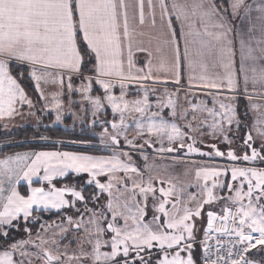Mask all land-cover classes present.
<instances>
[{
    "label": "snow or ice",
    "instance_id": "1",
    "mask_svg": "<svg viewBox=\"0 0 264 264\" xmlns=\"http://www.w3.org/2000/svg\"><path fill=\"white\" fill-rule=\"evenodd\" d=\"M151 6V5H150ZM124 0H0V118L12 117L16 113L17 103H26L32 106V101L27 97L25 89L18 82L9 70L10 62H21L31 67L30 78L35 81V87L39 90L41 82H47L51 77L50 69H57L61 73L67 72L81 77L86 84L82 91L90 92L93 79L95 78L105 92L119 85L121 88L120 97L108 95L107 100L112 105L114 112H119V124L113 122L111 127L116 130V134L110 135V139L115 145L120 144L118 136L127 129L125 125V111L139 113L141 120L135 122L133 127L137 131V137L144 139L147 133L158 138L160 147L157 152L174 153L185 150L187 153H200V148L195 147L197 143L195 136H189V132L197 133V129L202 125L210 130V133L217 139L222 138L226 144H231L228 133L235 125L237 130L242 126L241 113L231 102H220L216 107V101L211 108H202L200 104L191 105L192 112L185 110L183 119L195 121L196 111H206L207 117L200 121L196 127L188 123L185 127L188 131H183L175 122H169L159 115V112L148 115L146 109L150 108L147 93L142 100H136L129 107V102L124 100L125 80H144L151 76L152 68L147 69L145 75H132V31L130 30L129 14ZM139 23H145L143 0L139 4ZM243 8L244 15L240 17L241 22L246 18L249 20L248 32L251 33L255 25L251 23V13L256 11V17L260 21L261 36L256 39L258 49L251 46L253 37L249 36L248 41L244 38L242 30L234 27L232 19H236L238 11ZM161 34L156 39L159 43L170 45L174 57L171 64V71L175 75V83H180L181 56L186 61L190 73L200 70L199 76L189 75V88L192 87L193 80L203 82L205 88L215 89L217 92L222 86H226L229 92L239 91V80L235 71V49L233 46L232 34L238 38L240 48V69L245 72L244 93L247 94L248 83L251 79L253 85L259 83L264 85V68L257 72L253 67L251 77L245 69V61H257L264 59V0L259 3L247 4L245 0H229L228 7L221 3L218 6L217 0H192V2L180 4L172 0L171 9L165 0H160ZM191 17H195L204 23L203 30H197L194 22H189ZM151 23L156 24L155 11L151 13ZM173 18L180 21L179 36L183 41V51H181V39L177 38V29L174 28ZM187 22V31L186 28ZM122 29V33H121ZM211 29V30H210ZM128 39V73L124 71L121 36ZM138 50L148 52L147 48L139 47ZM260 55H255L256 51ZM151 56V52H148ZM95 63L93 64L92 61ZM151 65V60L147 62ZM89 65H92L89 67ZM222 68L223 75L209 74V67ZM163 67V65H162ZM168 70V69H165ZM85 72L94 75H85ZM137 73H144L143 68L136 69ZM22 75V74H21ZM115 78V83L113 79ZM68 88L71 89L72 75L67 77ZM59 82L64 83V76L59 77ZM43 97V92H39ZM229 101L235 97H226ZM117 100L121 103H117ZM94 103L97 107H102L101 98L95 97ZM163 107L171 108V117H177L175 102L169 98ZM247 113H244L246 116ZM59 119V116H57ZM211 119V124H208ZM146 121V122H144ZM257 134L264 141V120L257 121ZM105 134L108 130H104ZM199 135H204L201 130ZM137 137L129 139L124 136L125 143L129 148L138 151L147 161L144 155L145 146H152L150 140H145L144 144L139 143ZM165 139L168 147L164 146ZM185 140H191L185 144ZM135 141V143H134ZM245 147L250 150V155L246 151L243 156H238L234 151L227 153L220 151L216 144L210 147L215 151L217 157H230L232 161L250 162L259 161L264 163V143L260 144V151L254 147V139L249 132L244 141ZM175 145V147H172ZM211 156V153H201ZM34 156V159L30 157ZM126 157L129 161L125 163L120 157ZM15 159L13 165L11 161ZM25 161H29L25 163ZM55 161V163H53ZM173 162H178V157H173ZM148 167V165H145ZM43 168L42 179L47 181L51 187L47 190L44 187L31 188L30 195H21L17 190L22 179L27 180L31 185L32 177L39 175ZM70 171L76 173H89L92 179L86 183L95 184L101 195L90 196L89 200H100L104 193L107 194V203L103 205V211H95L85 208L89 213L87 221H74L72 216H67L66 220L77 232L85 233L84 242L94 246L91 253L84 252L81 248V256L72 257L78 262L82 257L92 256L96 264L101 258L105 264H129L127 258L132 249L139 258V264H150L140 253L145 249L151 250L158 247L163 252V258L156 261V264H202V261L211 259V264H257V262L246 258L245 254L250 249L257 246L264 248V168L259 167H225L198 168L196 170L197 187L200 193L187 195L189 202L195 207H189L183 203L182 197L185 195L184 188L177 187L171 180L164 181L159 177L149 176L145 183L141 170L135 166L132 156L127 151L115 154L113 157H94L69 152H37L32 154H17L15 158L9 157L0 160V264H18L13 259L17 252L21 256L27 255L23 249L26 245L34 242L28 240H12L9 231L6 229L18 228L19 219L27 222L32 216L34 206L43 209H63L65 206L74 207L75 201L66 199L70 194L79 201H85L82 191L76 188H57L52 184L56 177L67 176ZM131 173L139 177V182L133 176L125 175L122 179L117 178L115 173ZM230 172L233 184L218 185L214 179L219 176H226ZM101 174H108L107 184L101 183L96 177ZM212 180L211 186L208 181ZM200 180L204 183L201 185ZM126 181H130L129 183ZM161 185L167 183L168 187H155V182ZM7 183V187H5ZM119 185V186H117ZM227 188L234 192V195L227 197L233 202L235 208L224 207L223 215L209 211L207 213V229L204 232L203 244L204 256L202 258L195 255L197 248V238L195 231V219L201 216L205 204H211L218 197L214 194L217 187ZM157 193L159 199L157 200ZM151 195L154 204V214L152 222H144L147 216L148 198ZM206 196L205 199L198 200L197 196ZM140 196L142 199H137ZM225 199V198H220ZM171 205V210L169 209ZM180 207V205H182ZM78 211V210H77ZM109 213L111 222H108ZM166 217V221L158 223L160 216ZM182 212V214H180ZM118 220H123V226L117 224ZM220 221L221 226L215 227L214 222ZM17 223L14 224L13 222ZM102 221L104 223H102ZM106 225V226H105ZM31 236V229H25ZM105 231H110L111 240H102ZM67 229L61 228V233ZM213 233H219L229 237L227 245L218 238L215 241V258L209 255L210 248L208 241ZM255 234V235H254ZM38 244L35 247L40 249L47 241L37 234ZM53 244L57 242L52 241ZM111 248L110 252H101V246ZM227 251L221 255V251ZM43 255L47 264H62L61 255L54 254L51 250L43 248ZM235 251V257L233 253ZM183 253V255L181 254ZM63 255H67L66 252ZM19 264H23L22 261ZM135 264V261L133 262Z\"/></svg>",
    "mask_w": 264,
    "mask_h": 264
},
{
    "label": "rangeland",
    "instance_id": "2",
    "mask_svg": "<svg viewBox=\"0 0 264 264\" xmlns=\"http://www.w3.org/2000/svg\"><path fill=\"white\" fill-rule=\"evenodd\" d=\"M10 69L11 66H16V67H26L31 68L29 65L21 63V62H10L9 64ZM29 70V69H28ZM56 74H60L63 75L65 77H68L69 75L75 76L74 74H70L67 72L61 73L59 70L55 71ZM59 75V76H60ZM115 80V79H113ZM145 81V80H144ZM148 81V80H147ZM128 82V81H127ZM162 85V84H161ZM160 85V86H161ZM159 86V84L157 85ZM186 88H189L186 86ZM197 90L199 92H203V91H208L210 92L209 94H213L211 96H215L217 97L216 94H225V95H229V96H234V97H242L240 99H243L244 102V112L247 111V115L242 118L241 117V121H242V126H244L245 128L242 130H237L236 127H234L233 129H231L228 133L229 139L231 140V144H226L222 138H215L211 133L210 130L207 128H204L202 125L200 126V128L197 129V133H193V132H189V136H195V139L197 141V143L195 144V147L200 148V153H187L186 149L185 150H181L180 152H174V153H164L161 154L159 152H157V149L160 147V143L158 138H156L155 136H150L149 134H145L144 135V139L140 140L139 137H137V129L135 127H133L132 125L135 124V122L141 120V116L139 113H136L134 111H125L124 114V119H125V125L129 126L127 127V129L125 130V132L121 135L118 136V139L120 140V144L119 145H115L113 144V142L110 139V135L112 134H116V130H114L111 127V124L113 122L119 124L120 122V114L118 113L117 116L115 117V119L113 118L112 114H110L109 119L106 118V116H104L105 114H100L101 112H103L102 108L97 107V105L94 103V99L95 97H97V94H93L91 91L89 94H83V97L79 98L80 103L77 101V108L76 106L74 107L73 104L69 103V104H62V105H58L60 107H58L57 112H56V116L54 114V119L48 123V126H62V127H70V125L66 124L65 119L68 116H71L72 118L74 117V113L76 115L74 117V119H72V122L74 124L78 125H83L84 123L89 124V126H93L95 124H103V122H105L106 120H108L109 122V127H105L104 129L100 130V131H92V134L95 135L97 137L96 141H90L88 140V142H78V141H68V143H76V144H81V145H88L91 147H97L101 150H103V152L99 153V152H83V151H78V150H71V149H67V148H62L61 145L62 143L66 142L65 140H61V139H52L49 137H42L36 140H46V141H50V142H56L58 145L48 149V148H44V149H35V148H15L12 150H7L2 148V150L0 149V160H4L7 159L9 157L15 158L17 154H32V153H37V152H69V153H76V154H81V155H88V156H94V157H113L115 154H118L122 151H127L129 152V154L132 156V161L134 162L135 166L138 167L141 172L144 174L143 179L145 181V183L147 182V179L149 176L152 177H159L160 179H163L164 181H168L171 180L172 183L176 184L177 187H183L184 191H185V195H186V204L189 205L188 203V199H187V195L191 194V193H197L199 194L201 189L198 188L196 185L198 183L197 179H196V170L198 168H200L202 166V168H212V167H220V168H229L231 169L232 167H259V168H264V163H261L259 161H250V162H242V163H246L244 164V166L238 165V164H232L230 162L226 163L223 162L221 159H225V160H231L230 157H227V155H225L224 157H217L215 155V151L210 147L211 144H216L217 148L222 151L227 153L229 150L234 151L238 156H243V154L247 151L248 154L250 155V150L247 149L245 147V139L247 134L250 132L253 136V139L255 141L254 143V147L257 148L258 151H260V144L264 143V141H262L260 139V137L257 134V128H252L251 126H249V114L250 110L251 111H255V110H259V107H261V110L264 107V95L260 94V93H247L248 96H242V95H238L241 92H238V94L234 93V92H229L228 90H223L220 89L219 92H217V90L212 89L211 91H209L210 89L207 88H190V89H186V90ZM201 89V90H200ZM196 91V92H197ZM94 95V96H93ZM110 94H107V96ZM138 95V94H137ZM107 96H102L103 100H101V103L107 104L108 105V100H107ZM154 96H157L156 94ZM186 95H184L183 92L179 91V93H175V105H176V111H177V117L172 118L171 117V110H167L166 108L163 107V109L161 110L160 107H158L155 103H152L153 106V113H156L155 111L158 110L159 115H163L164 118L166 120H168L170 123L171 122H175L178 123L181 128L183 129V131H188V129L185 127L186 124L188 123H192L194 127H196V125H198L200 123V121H203L200 119V111H196L193 114L196 116V120L192 121L191 120V116L188 117V119H183L182 114L184 113L185 110H188L189 112H192L191 109V105L189 104V102L187 100H185ZM129 98V97H128ZM32 99V98H31ZM35 101V104L37 103V100L33 99ZM126 101L129 102V105L132 106L131 102H134L136 100H142V98H138V99H124ZM242 102V101H240ZM256 102L258 104H256ZM88 103V104H87ZM194 103V102H192ZM263 103V104H262ZM26 104V103H24ZM150 104V103H149ZM195 104H200L201 103H195ZM79 105H81V107L79 108ZM92 109H90V107ZM24 106V105H22ZM22 106L20 103H17L15 105L16 108V113L12 116V117H4V118H0V126L1 130L4 133H11L16 131V129L24 127V126H36L39 124L40 120H32L33 116L35 115V113H33L34 111H32V109L30 108H26L27 111L22 110ZM202 106V105H201ZM214 106V102L212 103H206L205 107L206 108H211ZM216 106V105H215ZM259 106V107H257ZM46 107V106H45ZM246 107V108H245ZM41 110L43 111L44 114L47 113L46 110H44V107H40ZM44 108V109H43ZM90 109L89 112L92 115L91 118H89L88 120L83 117L84 116V109ZM203 108V106H202ZM246 109V110H245ZM64 110L66 111L64 114ZM22 112H27L25 114L26 117V121L22 124L23 126H15V127H11L10 124L13 123V120L18 116L22 117L23 114ZM146 112L148 115H151L150 110L146 109ZM19 113V114H18ZM114 113V112H113ZM66 114H68L66 116ZM264 115V113H263ZM57 116H59V119H57ZM66 116V117H65ZM252 116V115H251ZM253 120V119H252ZM7 121L9 122V125H6ZM146 122V121H144ZM211 119L208 122V124H211ZM41 123V122H40ZM107 129L108 133L105 134L104 130ZM203 131L204 135H199L198 132L199 131ZM127 136L129 139H132L133 137H137V139L139 140V143L144 144L145 140H150L152 142V146H145L144 148V155H147L148 160L145 161L143 155H141L138 151H135L131 148L128 147V145L125 143L124 140V136ZM34 140V139H33ZM35 141V140H34ZM191 140H185V144L190 143ZM135 143V141H134ZM10 143H5V142H0V147H3L4 145H9ZM165 147H168V143L167 140L165 139V143H164ZM172 147H175V145H172ZM201 153H211V156L208 155H202ZM195 155V156H194ZM196 156H202L203 158L201 160H197L194 157ZM173 157H178V162L174 163L173 162ZM31 159H34V156L30 157ZM120 159L122 161H124L125 163H128L129 161L127 160L126 157L121 156ZM199 159V158H198ZM29 161H25V163H28ZM11 163L14 165L15 164V159H13L11 161ZM53 163H55V161H53ZM235 163H240V161H235ZM145 165H148V167H145ZM201 165V166H200ZM255 165V166H254ZM186 170V173H184V171ZM44 175V170L43 168L40 169L39 171V175L37 176H33L32 177V182L33 181H40V185L37 186H44L46 187L45 189L47 190L49 187L50 188V184L47 181H44L42 179ZM68 175H72L74 178L78 177V176H86V182L90 179H92L91 175L89 173H76L74 171H70L68 173ZM115 175L117 176V178H123L125 175H129V176H133V178L137 179V181L139 182V177H135L133 174L128 173L125 174L124 172H117L115 173ZM65 177V176H64ZM58 178H62V177H56L55 179ZM52 181V184H54V180ZM97 180H99L101 183H105L107 184L109 181V175L108 174H101L100 176L96 177ZM178 179V181H176ZM217 180L218 185L221 184H233V187H236V182H233L231 180V174L230 172L227 174V177L225 178V176H219L214 178ZM127 183H129L130 186V181H126ZM199 183L201 185H203L204 181L200 180ZM212 180L210 179L208 181L209 186H211ZM19 184H27L30 188L34 187L33 185H29L27 180L22 179L20 181ZM93 185L95 186V184L93 183ZM119 186V185H117ZM155 187L159 188V187H165L167 188L168 185L167 183H164L163 185H161L159 183V181L155 182ZM5 187H7V183H5ZM59 187V186H56ZM96 187V186H95ZM60 188H64V186L60 187ZM97 189V195H101L99 192V189L96 187ZM223 193H221V190ZM17 190H18V185H17ZM19 191V190H18ZM78 191V190H77ZM214 194L219 198L220 196L225 199H217L215 201H213L211 204H205L203 207V212L206 209L207 205H212L209 206V211L212 212H217L218 214L223 213V209L225 206H228V203L230 204V206L232 205V201L227 200L226 198L229 196L234 195V192L228 190L227 188H221V187H217L214 190ZM92 196H96V194H93ZM66 199H68L69 201H75L74 207H69V206H65L64 210L66 211L65 213V217L63 219H60L58 221L52 222V223H48V224H39L40 226L37 227H33L32 224H30V222H26L23 223V225L20 228H16L14 230H11L9 232L10 237H12V240L8 241L10 242H14L16 240H28L31 239L34 243L31 245H26L25 248L23 249V251H25L26 253H28L27 255L21 256L19 252L15 253L13 255V259L15 261L19 262L22 261L23 264H47L46 258L43 255V248H47L49 250H51L54 254H59L61 255V261L62 264H72L71 259L72 257H79L81 256V248L83 249L84 252H87L86 250H93V247H89V243L84 242V238H85V233H83V231L81 232H77L75 231L74 227L72 225H69L66 217L67 216H72L74 221L80 220L81 217H83L84 221H87L89 219V213L85 211V208L90 209V210H95V211H103V205H105L107 203V194L104 193L102 198L98 201L96 200H87V201H79L77 200L75 197H72L70 194L66 195L65 197ZM206 196H197L198 200H202L205 199ZM137 199H142V197L138 196ZM159 199V193H157V200ZM148 208H147V216H145L144 218V222H148L152 220L153 214H154V208H153V198L151 197V195L148 198ZM192 207H195L194 204H191ZM218 205V209H214L212 210L211 207ZM234 206V205H233ZM169 207V206H168ZM182 207V206H181ZM217 207V206H216ZM235 207V206H234ZM34 208L37 209V206H34ZM2 209V208H0ZM169 209L171 210V206L169 207ZM78 210V211H77ZM207 210V209H206ZM106 215H108L109 219L108 222H111V217L109 213H105ZM156 215L160 216V223H163L166 221V217H164L162 214L155 212ZM181 214V213H180ZM195 219V227L200 225L201 221L199 222V217L194 218ZM208 222V220H207ZM207 222L205 225V230L207 229ZM102 223H104L102 221ZM117 224L119 226H123V220H118ZM106 226V225H105ZM35 228V229H34ZM61 228L67 229V232L65 233H61ZM25 229H31V236H29V233L27 231H25ZM8 231V230H7ZM39 233V236L47 241L46 244H44L42 246V248L38 249L35 247V244L39 243V240L37 239V234ZM112 235H114L113 233H111L110 231H105L103 236H102V240H111ZM15 237V238H13ZM55 240L57 243L53 244L52 241ZM92 240H94V237H92ZM95 241V240H94ZM101 248L106 252H109V249L111 248H106L105 245H102ZM3 248H0V251H3ZM66 252V256L63 255ZM141 256H144L145 260H148L150 262V264H156V261L160 260L163 258V252L161 250L158 249V247H153L151 250L145 249L143 252L140 253ZM261 259V256H259ZM129 258V260H131L129 262V264H133V262L135 261V264H139V258L136 256L135 252L130 249L129 252V256L127 257ZM125 259V258H124ZM255 262H257V264H264V258H262V260H256L254 259ZM252 260V261H254ZM88 260L84 259L83 257L80 259V261L78 262L76 260V262L74 264H87ZM103 261V260H102ZM89 264V263H88ZM92 264V263H90ZM99 264H103V262H100ZM121 264H123V260H121Z\"/></svg>",
    "mask_w": 264,
    "mask_h": 264
},
{
    "label": "crops",
    "instance_id": "3",
    "mask_svg": "<svg viewBox=\"0 0 264 264\" xmlns=\"http://www.w3.org/2000/svg\"><path fill=\"white\" fill-rule=\"evenodd\" d=\"M226 1H227V3H229V0H226ZM165 2L168 3L169 12H171L172 11V9H171L172 0H165ZM176 2L180 3V4H184L187 2L190 4L192 2V0H176ZM259 2H260V0H245V3L254 4V6L256 3H259ZM124 3L128 6L127 11L129 14V24H130V30L132 31V37H131V40H132V60H133V65H134V67L131 70L132 75H134V76L135 75H145V74H147V69L149 67L152 68L151 76L148 79H144L145 82H140L141 80H139V79L131 80L130 82L124 81V89H123L124 99H135V100L138 98L143 99L145 94L147 93L148 103H150L149 104L150 108H148V109L150 110V113H153L154 110H153L152 103H155L158 107L161 108L162 104H167L169 98H171L175 102V100H176L175 93L176 92L179 93V91H181L184 93V95H186L185 100H187L189 102V104H193L192 102L201 103L203 108H206L205 107L206 103H212L214 101H216V107H218L220 102H224V103L231 102L238 109L239 101L240 100L243 101V99H240V97L236 96L234 100L229 101L228 99H226V97H231L229 95H225V94H219L218 95V94H216L217 97H215V96H211L213 94H209L210 92H208V91L199 92L195 89L186 90V89H190V88H186V86L189 87V84H188L189 75L191 74L194 76H199L200 70L197 69L195 72L190 73L189 69L187 68L186 61L183 58V55L181 56L180 83H179V85H177L175 83V75L170 70L171 64L173 61V57H174L172 47L170 45H164L162 43H159L158 40L156 39L158 36H160L161 30H162L161 29V19H160V12H161L160 0H143V5H144L143 11H144V15H145V23L143 25H141L139 23L140 0H124ZM225 7H228V4ZM153 11H155V14H156L155 26H153V24L151 23V19H152L151 13ZM243 15H244V11H243V8H241L238 11L236 19L233 20L230 14H229V19L232 20L234 27L238 26L242 30V32L244 33V38L246 41H248L249 36L253 37V39L251 40V46L253 48L258 49V45L256 44V39L260 38L261 32H260V21H258L256 19V17L259 15V13L256 11H253L251 13V23L255 25V28L253 29V31L251 33L248 32V28L250 26L249 20L247 18L243 22H241V20H240V17ZM189 22H194L195 28L197 30H200V31L203 30L204 23L201 22L200 19L195 18V17H191ZM172 26L177 29V33H178L177 38L181 39V51H183V41H182V38L179 36L180 21H177V20H175V18H173V25ZM185 30L187 31V22H186ZM121 33H122V29H121ZM232 38H233V46L235 49V57H234L235 71L237 74V79L239 80V91H237V93L238 92L244 93V79H243V77L245 75V72H242L240 69L239 42H238V38H236V36H235V33L232 34ZM121 39H122V54H121L120 59L123 61L124 71L127 74L129 71L128 64H127V62H128V39L126 37H123V35L121 36ZM139 47L147 48L148 52H151V56L148 55V52L138 50ZM255 55H257V56L260 55L258 50L256 51ZM149 60H151V65H149L147 63ZM92 63L93 64L95 63L94 58H93ZM162 65H163V67H162ZM91 66L92 65H89V67H91ZM253 67H255L257 72H259L262 68H264V59L257 60V61H251V60L245 61V69L247 71V74L250 77L252 75V72L250 70ZM138 68H143L144 73H137L136 69H138ZM28 69H29L28 71L30 74L31 68H28ZM165 69H168V70H165ZM9 70L11 72L10 66H9ZM56 70L57 69H50L49 71L51 72V77L48 79L47 82H44V81L41 82V86H40L39 90L36 88L37 89V95H38L36 104H35V101L33 99H31V97H29V95H27V97L32 101V106H29L27 104H23L24 106H22V104H21L22 110L27 111L26 108H30V109H32V111H34L33 113H35V115L33 116L32 120H38L39 121L41 118V115L44 114L40 107H44L45 109L44 108L43 109L46 111L48 110L47 113H51L54 117V114L56 116V112H57L58 107H60L58 105H62L64 103H65V105L72 103L73 106L75 107L74 102L78 101L80 103L79 98L83 97L82 96L83 94H89L90 93V92L82 91V87L86 84V81H84L81 77H79L77 75L72 76V79H71L72 87H71V89L68 88L69 81H68L67 77L64 76V83L61 84L59 82V77L61 75L59 74L60 75L59 76L58 74H56V72H55ZM208 71H209L210 75H214V74L223 75V69L222 68H212L210 66ZM11 74H12V72H11ZM85 75H94V74L85 72ZM32 81L35 85V81L33 79H32ZM113 82L115 83V80H113ZM158 84H159V86H157ZM192 87L193 88H205L203 82H201L199 80H193L192 81ZM221 89L227 90L226 86H222ZM41 91L43 92V97H41L39 95V92H41ZM91 92L93 94H97V96H99L101 98V100H103L102 96H105V95L107 96V94H110V95H113L116 97H120L121 88L117 84V86L112 88L110 90V92H105L104 89L98 83H96L95 78H94L93 83H92ZM247 93H260V94L264 95V85L259 84V83L253 85V83L251 82V79H250L249 83H248ZM155 94L157 96H154ZM244 102L245 101H243V103ZM107 103H108V105L105 104V106H104V104L101 103L103 105L101 107L103 112H101L100 114H103V113L105 114L106 111L109 109L111 111L113 118L115 119L114 116H117V114L119 112H114L112 105L109 102H107ZM117 103H121V101L117 100ZM256 104H258V103L256 102ZM80 107H81V105H79V108ZM129 107L131 108L132 106L129 105ZM257 107H259V106H257ZM261 107L262 106L259 107V110H255V111L250 110V113L248 112L249 119H250L249 126H251L252 128H257V121L258 120H264V115H263L264 107L262 110H261ZM76 108H77V106H76ZM164 108H166L167 110H171L170 107H164ZM81 109H82V107H81ZM90 109H92V108L90 107ZM89 110L87 108L83 110V112H84L83 117L84 118L86 117L87 114L90 115V118H91L92 115L90 114ZM65 112L66 111L64 110V114H65ZM155 112H158V110H156ZM26 113L27 112H22V114H23L22 117L17 115V117L13 120V123H11L10 126L11 127L23 126L22 124L26 121V117H25ZM67 115L68 114H66V116ZM76 115H78V114H76ZM76 115L74 113V117ZM207 115L208 114L206 111H200V116L197 115V117H200L201 120H205ZM74 117L73 118L71 117V118L74 119ZM241 117L244 118L245 116H241ZM85 120H86V118H85ZM209 121H210V119H208V122ZM6 125H9L8 121H7ZM234 127H235V125H233V127L231 129H233ZM244 128H245L244 126H241L239 128V130H242ZM18 129H16V130H18ZM194 158L197 160H201L203 157L202 156H196ZM221 160L223 162H226V163L230 162L232 164H238L241 166H244V164H246V163H242V162L235 163L232 160H225V159H221ZM200 168H202V166ZM184 173H186V170L184 171ZM226 177H227V175L225 176V178ZM176 181H178V179ZM34 187H44V186H34ZM44 188H46V187H44ZM47 188H49V187H47ZM57 188H60V187H57ZM222 191H224V189L221 190V193H223ZM30 194H31V191L29 188V195ZM220 198H222V197L220 196ZM220 198L218 195V199H220ZM182 200H183V203L186 204V195H184L182 197ZM188 204H189L188 205L189 207H192L191 204H194V203L189 202ZM233 205L234 204L232 203V205L230 206V204L228 203V206H225V207L236 206V205H234V206ZM170 206L171 205L169 204V207ZM181 206H183V204L180 205V207ZM194 206H195V204H194ZM209 206H212V205H207V207H206L207 210L205 209L204 212L202 210L201 216L199 217V222L201 221V223H200V225L195 227L196 238H197V248H196L195 255L197 257H200V258H202L204 256L203 244H201L200 242L204 240L205 225H206V222L208 220L207 213L209 212ZM216 206L211 207L212 210L218 209V205H216ZM37 209H43V208L37 207ZM0 210H2V209H0ZM181 214H182V212H181ZM223 214L224 213H221V214L219 213L218 215H223ZM148 222H152V220L148 221ZM158 223H160V222L158 221ZM94 242L95 241L93 240V243L89 244L88 246L93 247ZM106 248H107V246H106ZM108 248H110V247H108ZM86 251H88V253L92 252L91 250H86ZM106 251L107 250L104 251L101 248V252H106ZM110 251H111V249H109V252ZM181 254L183 255V253H181ZM259 256H261V259ZM83 258L87 259L88 260L87 262L89 264L90 263L96 264V262L94 261V258L91 255L87 256V257H83ZM262 258H264V248H261L260 246H257L255 249H251L249 251V256L247 257V259H249V260H254V259L262 260ZM125 259H127L129 262L131 261V260H129V258H125ZM102 260H103V258H101L99 263L103 262V264H105V261L104 260L102 261ZM71 261H72L71 262L72 264H74L76 262L75 259H71Z\"/></svg>",
    "mask_w": 264,
    "mask_h": 264
},
{
    "label": "trees",
    "instance_id": "4",
    "mask_svg": "<svg viewBox=\"0 0 264 264\" xmlns=\"http://www.w3.org/2000/svg\"><path fill=\"white\" fill-rule=\"evenodd\" d=\"M218 5L223 4L224 7L228 4L226 0H217ZM12 74L17 78L20 82L21 86L25 89V92L29 97L32 99L37 100V89L30 78L29 71L26 67H16L11 66ZM22 74V75H21ZM241 101V100H240ZM238 105V110L241 113V116H244V103L243 101L240 102ZM74 105L77 106L76 102ZM246 108V107H245ZM246 110V109H245ZM247 113V111H246ZM111 111L108 109L104 116L109 119ZM116 117V116H114ZM87 120L90 118V115H86L85 117ZM54 119L51 113L42 114L40 118V122L36 126H24L19 128L18 130L11 132V133H4L1 130L0 126V142L10 143L9 145H4L0 147L7 150H12L15 148H35V149H44L48 148L51 149L58 144L56 142H50L46 140H36L42 137H49L52 139H61L65 140L66 142L62 143V148H67L71 150H78L83 152H103V150L97 147H91L88 145H81L76 143H68V141H78V142H88L96 141L97 137L92 134V131H100L105 127H109V122L106 120L103 124H95L93 126H89L88 122L84 123L83 125H76L72 122V118L68 116L65 119L66 124L70 125V127H62V126H48V123ZM35 141H34V140ZM40 181H33L31 185L37 186L40 185ZM54 185L59 187H70L76 188L78 191H82L85 196V201L88 200V197L92 196L93 194L97 195V189L93 184L86 183V176H78L73 177L72 175H67L62 178H58L54 180ZM18 190L22 195H29V186L27 184H19ZM66 211L63 209H36L33 211L32 216L29 217L28 221L33 227L40 226L39 224H48L65 217ZM27 221V222H28ZM14 224L17 222L14 221ZM23 223H26L22 217L19 219L18 228H20ZM27 224V223H26ZM35 229V228H34ZM9 232L14 230L13 228L6 229ZM15 238V237H13Z\"/></svg>",
    "mask_w": 264,
    "mask_h": 264
},
{
    "label": "built area",
    "instance_id": "5",
    "mask_svg": "<svg viewBox=\"0 0 264 264\" xmlns=\"http://www.w3.org/2000/svg\"><path fill=\"white\" fill-rule=\"evenodd\" d=\"M115 79V78H114ZM125 81H128V82H130L131 80H125ZM140 82H145V81H143V80H141ZM209 91H211V90H209ZM235 93V92H234ZM238 94V93H237ZM238 95H247V94H242V93H240V94H238ZM234 209V208H233ZM214 225H215V227H220L221 226V222L220 221H215L214 222ZM255 235V234H254ZM220 239L221 241H222V243H224L225 245H227V242H228V240H229V237L228 236H226V235H221V234H219V233H213L212 234V238L208 241V246H209V248H210V253H209V255L211 256V258H215V254H216V247H215V241H216V239ZM251 250V249H250ZM249 250V251H250ZM225 251H227V248H224L222 251H221V255H223L224 254V252ZM249 253V252H248ZM248 253H246L245 254V256H246V258L248 257ZM233 258H236L235 257V251H234V253H233ZM202 264H211V259H209V260H206V261H202Z\"/></svg>",
    "mask_w": 264,
    "mask_h": 264
}]
</instances>
